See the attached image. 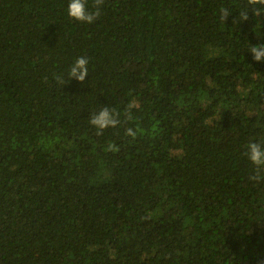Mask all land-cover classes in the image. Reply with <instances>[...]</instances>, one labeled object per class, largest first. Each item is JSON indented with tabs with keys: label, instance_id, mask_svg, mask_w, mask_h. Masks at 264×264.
I'll return each instance as SVG.
<instances>
[{
	"label": "trees",
	"instance_id": "16d2710c",
	"mask_svg": "<svg viewBox=\"0 0 264 264\" xmlns=\"http://www.w3.org/2000/svg\"><path fill=\"white\" fill-rule=\"evenodd\" d=\"M245 2L104 0L87 24L69 0H0V264H264L244 155L264 144V14L240 22ZM105 106L121 123L98 135Z\"/></svg>",
	"mask_w": 264,
	"mask_h": 264
},
{
	"label": "clouds",
	"instance_id": "9594fccd",
	"mask_svg": "<svg viewBox=\"0 0 264 264\" xmlns=\"http://www.w3.org/2000/svg\"><path fill=\"white\" fill-rule=\"evenodd\" d=\"M104 3V0H94L92 7L94 11H90L87 0H69L68 3V15L82 23L92 24L100 16V7ZM259 6V7H257ZM220 19L226 21L229 16L228 8L222 7L219 10ZM249 12L253 18L264 14V0H246L244 7L238 13V20L244 22L249 20ZM248 51L252 53L253 59L257 62L264 61V44L250 45ZM68 79L71 81L75 79L83 83L88 77V59L85 57L77 58L70 66L68 73ZM59 84H65V80L62 76L57 77ZM133 104L128 105L127 119H132L131 109ZM89 123L97 130V134H101L105 129L109 127H115L121 123L118 113L115 110L105 106L98 112L92 113L89 117ZM126 135L135 136L131 128L126 130ZM109 150L115 152L118 148L114 145H109ZM244 155L255 166V173L250 176V179L260 183L264 181V144L258 142H250L246 145V151Z\"/></svg>",
	"mask_w": 264,
	"mask_h": 264
},
{
	"label": "rangeland",
	"instance_id": "374dc122",
	"mask_svg": "<svg viewBox=\"0 0 264 264\" xmlns=\"http://www.w3.org/2000/svg\"><path fill=\"white\" fill-rule=\"evenodd\" d=\"M223 136H224L226 139L230 138V137H231V135H230V131H229L228 133L223 134Z\"/></svg>",
	"mask_w": 264,
	"mask_h": 264
}]
</instances>
